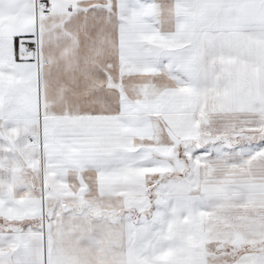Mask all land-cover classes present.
I'll return each mask as SVG.
<instances>
[{"label":"snow or ice","instance_id":"6c2138e0","mask_svg":"<svg viewBox=\"0 0 264 264\" xmlns=\"http://www.w3.org/2000/svg\"><path fill=\"white\" fill-rule=\"evenodd\" d=\"M0 264H264V0H0Z\"/></svg>","mask_w":264,"mask_h":264}]
</instances>
